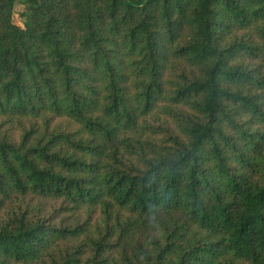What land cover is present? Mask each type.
Here are the masks:
<instances>
[{"label": "trees", "instance_id": "16d2710c", "mask_svg": "<svg viewBox=\"0 0 264 264\" xmlns=\"http://www.w3.org/2000/svg\"><path fill=\"white\" fill-rule=\"evenodd\" d=\"M0 264H264V0H0Z\"/></svg>", "mask_w": 264, "mask_h": 264}, {"label": "rangeland", "instance_id": "374dc122", "mask_svg": "<svg viewBox=\"0 0 264 264\" xmlns=\"http://www.w3.org/2000/svg\"><path fill=\"white\" fill-rule=\"evenodd\" d=\"M25 6L21 2H17L14 6V19L15 23L20 25L22 24V19L19 18V15L24 12Z\"/></svg>", "mask_w": 264, "mask_h": 264}]
</instances>
